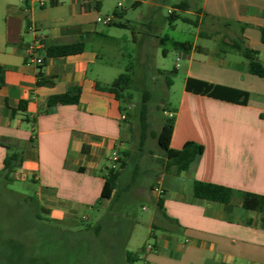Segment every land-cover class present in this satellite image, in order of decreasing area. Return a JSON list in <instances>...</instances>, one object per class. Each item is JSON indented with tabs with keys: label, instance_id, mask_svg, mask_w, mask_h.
I'll return each instance as SVG.
<instances>
[{
	"label": "crops",
	"instance_id": "obj_1",
	"mask_svg": "<svg viewBox=\"0 0 264 264\" xmlns=\"http://www.w3.org/2000/svg\"><path fill=\"white\" fill-rule=\"evenodd\" d=\"M39 1L0 0V141L22 150L23 164L13 181L34 183L30 196L44 217L61 222L75 220L78 211L106 206L109 201L100 200L102 188L108 168L116 163L110 153L128 150L132 137L130 112L121 110L124 103L96 87L121 74L115 58L124 57V46L115 30L129 28L97 18L113 16L112 22L130 28L137 22L125 18L127 0ZM200 2L202 15L221 27L222 35L197 34L216 40L215 45L174 46L185 64L182 73V65H175L183 86L169 113L175 116L171 148L194 141L203 152L187 171L157 175L155 200L163 197L165 215L160 212L159 224L151 223L154 242L135 255L145 264H264L263 212L244 208L238 194L228 203L194 195L196 180L264 195V77L252 74L238 52L220 49L227 31L244 38L264 65V0ZM79 39L85 41L82 52L47 55V45ZM34 42L44 45L35 53L44 58L42 65L28 54ZM188 79L206 82L216 95L199 92L198 82L191 81L188 89ZM74 86L80 87L78 103L48 105L51 96ZM220 87L247 92L246 102ZM21 101H27L26 110L20 109ZM7 154L0 144V171Z\"/></svg>",
	"mask_w": 264,
	"mask_h": 264
},
{
	"label": "rangeland",
	"instance_id": "obj_2",
	"mask_svg": "<svg viewBox=\"0 0 264 264\" xmlns=\"http://www.w3.org/2000/svg\"><path fill=\"white\" fill-rule=\"evenodd\" d=\"M142 1L139 5L131 0L123 3L127 8L125 18L137 22L136 26L115 30L124 46V57L115 58L117 71L127 72L134 79L129 89L132 99L128 102L127 110L133 123L128 148L131 155L123 170L124 181L130 182L134 172L137 173L131 189L112 205L113 224L104 228L100 234H96L93 228L105 216L109 202L96 210L78 211L75 220L56 222L37 219L34 210L23 203L25 196L34 194L36 185L31 181L14 180L0 185V228H3L0 241L4 244L5 258V263L1 264H6L9 260L13 264H126V251L141 255L144 246L154 242L151 223L154 221L159 224L161 213L156 206L155 191L151 189V184L154 185L161 170L158 160L163 157V153L156 137L150 132L145 149H151L153 154L141 153L139 150L138 115L143 92H150V129L158 133L169 112L173 110L183 86L182 74L177 73L175 65H182L179 70L182 73L185 62L179 59L174 41H196L203 46L215 45L216 40L198 37L197 34L203 32L219 39L222 29L209 22L202 12H198L200 0H187L190 3L187 11L176 10L193 22L197 20L198 26L193 22L177 19L174 27L171 26L169 16L176 9V4L182 0ZM142 24H146V27L142 28ZM123 33L127 40L122 38ZM165 36L168 38H164ZM157 37H161L160 41ZM241 58L245 59L242 56ZM131 64L134 65L133 68H130ZM113 155L111 152L110 157L113 158ZM117 155L122 156L120 153ZM108 163L112 165L113 161ZM116 164L119 167V163ZM40 212L44 217L42 211ZM160 231L158 229L156 232ZM7 237L17 239L8 242L5 241ZM138 264L145 263L140 260Z\"/></svg>",
	"mask_w": 264,
	"mask_h": 264
},
{
	"label": "trees",
	"instance_id": "obj_3",
	"mask_svg": "<svg viewBox=\"0 0 264 264\" xmlns=\"http://www.w3.org/2000/svg\"><path fill=\"white\" fill-rule=\"evenodd\" d=\"M190 7V3L187 0H182L175 6V10L171 12L169 16V20L171 22V26L174 27V22L177 19H182L185 22H193L191 19L187 17L181 16L180 13L176 12L178 9L179 11H187ZM201 12V9L198 11ZM194 24L197 25L198 21H194ZM111 26H117L122 28H130L128 23L122 22H111ZM198 26V25H197ZM203 32H200V36H204ZM168 38L165 36L164 38ZM262 41L264 42V29L262 30L261 35ZM164 42V39H163ZM174 46L176 48L188 50L191 48V42H181V41H174ZM232 49L239 54H241L244 58L248 60L249 64V71L252 74L264 77V65L259 59L258 51L250 48L244 38L240 36H234L227 31L224 32L223 37L220 41V49L225 51V48ZM85 48V41L83 39H79L72 43H65V44H51L46 46V52L48 56H62L68 54H75L82 52ZM133 77L131 74L124 72L121 73L111 84H100L97 83L96 87L99 90L108 91L113 93L115 97L122 101L124 105H122L121 110L125 111L129 114L128 110V102L131 101L132 95L129 92L131 85L133 84ZM198 82L201 84V88L199 92L205 94H215L209 89V85L206 82L199 81V80H191L188 79L187 88H191L190 83ZM172 83V81H170ZM220 89H226L234 91L237 95L240 96L241 102H246L248 94L247 92L220 87ZM80 96V87L74 86L70 89V91L60 94L51 96L48 99V105L54 106L58 104H76L79 102ZM150 98V92L145 90L143 92L141 107L139 111V124H140V140H139V150L141 153H150L153 154L151 149H145V143L150 134L157 139L158 146L163 153V157L158 160L161 165V170L158 172L160 173H173L179 174L183 171H187L192 163L202 154L203 147L202 145L194 142L188 141L184 144V146L179 149H173L170 146L171 138L173 135L174 124H175V116H168L162 127L158 133H155L151 130V122L149 120V107L148 101ZM27 101H21L20 109L26 110ZM0 144L6 147L8 150V154L4 159V165L2 170L0 171V185L8 184L13 181L12 174L22 166L23 164V155L22 150L16 144H11L7 141V139L1 140ZM121 157L118 159L119 167H110L108 168L107 174L105 176L104 185L102 188V193L100 200L103 202L109 201V208L107 209L105 216L97 221L95 224L94 231L96 234H100L104 228L113 224L111 221V216H113V208L112 205L119 201L120 197L125 193L128 192L133 183L136 180V173L131 177L130 182L124 181V172L123 170L128 165V157L131 155V151L124 150L121 153ZM138 166V165H136ZM157 174V175H158ZM151 189L154 190V185L151 184ZM238 194L241 198L242 206L246 209L251 210H258L264 213V195L255 194L251 192H244V191H237L233 188L226 187L219 184L203 182L196 180L194 182V195L198 198L209 199L217 202L228 203L231 199ZM23 203L28 204L35 212V217L37 219H47L43 217L41 214V207L37 199L33 196H25L23 198ZM156 206L158 210L165 215L164 211V200L163 197L160 196L155 200ZM112 223V224H111ZM3 228H0V236L3 235ZM3 238V237H2ZM17 239L15 237H7L5 241H14ZM117 244V243H116ZM4 244L3 241H0V264L5 263L4 256H3V248ZM140 259L133 253L132 251H126V264H138ZM6 264H13L12 261H7Z\"/></svg>",
	"mask_w": 264,
	"mask_h": 264
},
{
	"label": "built area",
	"instance_id": "obj_4",
	"mask_svg": "<svg viewBox=\"0 0 264 264\" xmlns=\"http://www.w3.org/2000/svg\"><path fill=\"white\" fill-rule=\"evenodd\" d=\"M39 2H40L41 5H44V2L43 1L40 0ZM113 18H114L113 16H107L104 19L101 18V17H98L97 18V21H102L105 24H110L113 21ZM43 47H44V45L41 42H34V43L30 44L28 46V48H27L28 54L30 56H33L32 57V62H35L37 65H42L44 63V58L43 57H41V56H35L36 51L38 49H42ZM172 115H173V113H169V116H172ZM123 117H125V116H123ZM113 160L115 162L118 161V155L116 153L114 154ZM112 167H117V164L114 163L112 165ZM156 190L160 194H162V191L160 189H156Z\"/></svg>",
	"mask_w": 264,
	"mask_h": 264
}]
</instances>
